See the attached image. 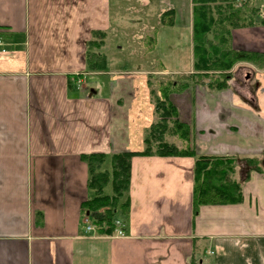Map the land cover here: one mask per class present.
I'll return each mask as SVG.
<instances>
[{"label":"crops","instance_id":"1","mask_svg":"<svg viewBox=\"0 0 264 264\" xmlns=\"http://www.w3.org/2000/svg\"><path fill=\"white\" fill-rule=\"evenodd\" d=\"M114 5L0 0V264H264V70L247 62L227 88L203 81L170 96L199 155L238 158L241 200L195 212L194 157L135 156L130 213L116 221L125 235L86 231L83 157L142 151L158 83L193 72L171 73L156 58L175 19L124 27ZM129 29L136 46L114 43ZM94 31L105 34H96L99 68L88 56ZM232 35L235 48L264 52V26Z\"/></svg>","mask_w":264,"mask_h":264},{"label":"trees","instance_id":"2","mask_svg":"<svg viewBox=\"0 0 264 264\" xmlns=\"http://www.w3.org/2000/svg\"><path fill=\"white\" fill-rule=\"evenodd\" d=\"M213 1L215 0H194L193 72L160 82L162 99L155 96L158 118L145 132L144 149L139 152L125 151L111 157L103 153H92L83 157L88 165V187L93 196L83 202L82 210L100 232L112 233L117 227V218L122 216L126 219L129 216L130 198L126 194L130 189L131 163L135 156L194 157L195 212H198L202 205L234 203L241 200V184L233 176L238 158L199 155L193 142V128L180 120L178 109L170 99L172 94L185 90L190 84L203 81H206L210 88L229 87L233 68L240 62H247L256 69L264 70V52L237 49L233 46L234 28L254 27L256 24L243 19L241 21L242 12L232 11V8L231 12H228V18L235 20V16H238L237 24L216 22L213 8L209 7ZM233 1L228 0L231 4ZM262 20L264 22V18ZM219 25L221 29L218 28ZM96 34L105 35L102 32ZM95 41L97 40L93 39L89 46L96 43ZM97 44L100 43L97 41ZM168 136L179 138L185 144L184 147L180 148L174 142H169ZM109 186L110 192L107 190Z\"/></svg>","mask_w":264,"mask_h":264},{"label":"rangeland","instance_id":"3","mask_svg":"<svg viewBox=\"0 0 264 264\" xmlns=\"http://www.w3.org/2000/svg\"><path fill=\"white\" fill-rule=\"evenodd\" d=\"M114 3V9H116L117 12L116 15L119 14V16L121 15V17L124 19V27H126L128 24H132L133 27H136V24H133L134 21L132 19H137V17H140V19H142V23L139 26L140 28H142V24L144 26L146 22L149 23L148 19H158L159 14L162 23H171L175 19L173 28L165 29L159 33L155 55L158 62H160L165 68H168L171 73H174L176 71L187 73L189 72V70H191L194 62V57L190 13L191 9L193 13V8L195 6L194 0H114ZM209 7L213 8V17L216 18V22L220 21V23L222 24H237L236 19L238 16H235V20H230L228 18V12L230 13V8H232L234 9L232 11H238L240 13L242 12L241 21L243 19V21H246L248 23H255L256 25H254V27L264 26V22L262 20V18H264V0H234L232 4L231 2H228V0H215L209 4ZM164 8L167 9L163 11ZM174 8H176L175 15L173 12ZM169 13H171L172 15L170 16ZM116 15H113V18ZM218 28L221 29L220 25ZM248 28H250V26H248ZM125 31L126 32H123V34H121V38L116 39L114 37L116 39L114 43L124 42L125 45H128L130 48L132 46H136L135 44L132 45V43L134 42L131 37L134 33L136 34V31L132 32L130 31V29ZM96 32L98 33L101 31H94L93 39L95 40L100 38L95 35ZM252 35L253 37H256L261 34L256 32V30H253ZM254 41L258 40L254 38ZM95 42L96 43L91 44V50L89 51L88 56L89 61H96L95 63L93 62V64L91 63V66L95 67L96 65L99 68L100 63L98 62L99 58L96 53L97 48H95L97 47V41ZM240 63L236 64L235 66L239 65ZM158 68H160V66L157 64V70ZM80 78V86H77L75 83ZM160 82L158 84H160ZM73 83L77 88L82 87L84 83L83 74L78 73L74 75ZM251 85L254 87L255 83L252 82ZM157 86L159 87V85ZM167 139L169 140V142L175 141L178 142L179 145L181 144V140L175 136H168ZM236 169H238V163H236ZM237 172L238 171L235 170V172L233 173V176L236 179L240 177L239 175H237Z\"/></svg>","mask_w":264,"mask_h":264},{"label":"built area","instance_id":"4","mask_svg":"<svg viewBox=\"0 0 264 264\" xmlns=\"http://www.w3.org/2000/svg\"><path fill=\"white\" fill-rule=\"evenodd\" d=\"M0 46H1V40H0ZM80 80H81V78L76 81L75 84L77 86H80ZM85 223H86V231H92V230L94 231V230L98 229V227L95 224H93L89 221L88 217H86ZM117 226H118L116 229L117 235L124 236L125 233H124L123 228L120 225H117Z\"/></svg>","mask_w":264,"mask_h":264}]
</instances>
